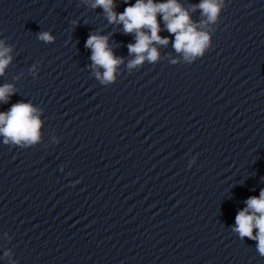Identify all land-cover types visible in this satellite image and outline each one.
<instances>
[{
    "label": "clouds",
    "instance_id": "1",
    "mask_svg": "<svg viewBox=\"0 0 264 264\" xmlns=\"http://www.w3.org/2000/svg\"><path fill=\"white\" fill-rule=\"evenodd\" d=\"M92 9L102 8L105 18L111 24H122L125 35L134 34L135 43L128 44V52L134 58L127 62L129 71L138 69L147 60L149 63L158 61L160 53L154 45H167L168 37H161L158 14L162 17L165 29L174 36L173 48L177 53L183 54L187 63H192L197 57H203L206 50L211 47V37L207 31L198 30L201 25L215 24L225 7L224 0H201L192 9H199L205 20L193 22L189 11L178 0H166L156 3L154 0H136L134 4L129 0H123L127 7L123 12L117 13L115 0H82ZM76 26L79 22L73 20ZM37 38L45 43H53L55 37L49 31H40ZM110 37L90 32L84 47L91 51L89 67L96 79L105 86H110L116 81L118 67L124 64V58L114 54L109 45ZM11 45H6L0 39V76L5 74V69L13 60ZM177 63L176 60L172 61ZM39 64H34L29 72L36 76ZM100 69H103L101 73ZM19 77H17L18 79ZM13 84L0 86V102L7 104L12 95L16 94ZM42 109L34 107L31 102L18 101L11 105L6 112H0V136L4 145H13L21 148H29L41 141ZM58 143V141H57ZM195 157L189 161L191 168L195 163ZM76 183H79L77 181ZM74 186V185H73ZM245 207L237 211L235 225L232 232L236 233L241 240L247 237L256 241V250L264 257V189L259 196L252 195L245 200ZM254 230L255 231L254 234ZM10 256V252H5ZM12 264H15L13 261Z\"/></svg>",
    "mask_w": 264,
    "mask_h": 264
}]
</instances>
